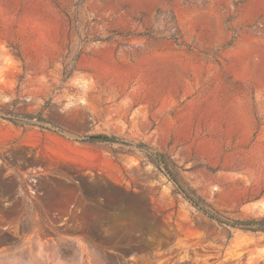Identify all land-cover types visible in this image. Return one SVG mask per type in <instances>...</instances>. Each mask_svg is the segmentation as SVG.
Returning a JSON list of instances; mask_svg holds the SVG:
<instances>
[{
	"label": "rangeland",
	"instance_id": "rangeland-1",
	"mask_svg": "<svg viewBox=\"0 0 264 264\" xmlns=\"http://www.w3.org/2000/svg\"><path fill=\"white\" fill-rule=\"evenodd\" d=\"M260 220L264 0H0V264H264Z\"/></svg>",
	"mask_w": 264,
	"mask_h": 264
},
{
	"label": "trees",
	"instance_id": "trees-1",
	"mask_svg": "<svg viewBox=\"0 0 264 264\" xmlns=\"http://www.w3.org/2000/svg\"><path fill=\"white\" fill-rule=\"evenodd\" d=\"M91 141H110V142H118L115 138H107L105 136H94L90 137ZM244 225L251 226V225H257L259 228L257 230L264 232V222L262 220L260 221H246L243 223Z\"/></svg>",
	"mask_w": 264,
	"mask_h": 264
}]
</instances>
